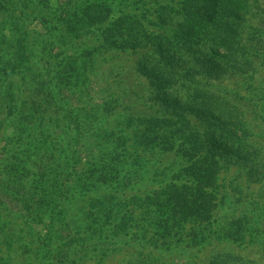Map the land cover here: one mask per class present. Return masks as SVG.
Masks as SVG:
<instances>
[{"label": "trees", "instance_id": "trees-1", "mask_svg": "<svg viewBox=\"0 0 264 264\" xmlns=\"http://www.w3.org/2000/svg\"><path fill=\"white\" fill-rule=\"evenodd\" d=\"M0 13V124L7 127L18 120L20 124H12L11 130L18 131L15 144L22 148V157L15 152L13 159L11 154L4 158L9 156L3 173L7 177L0 178V238L12 244L26 229V233H35L33 226L43 216L48 227L43 235L35 233L40 243L50 251L53 242H58L55 249L61 253L60 264H76L77 260V264H84L89 247L73 261L69 260L71 252L65 253L68 249L62 247L68 241L71 246L85 240L84 235L74 241L68 236L69 230H59L55 225L73 218L74 194L90 190L98 182L95 188L106 184L117 192L122 189L124 195L128 186L132 188L134 176L125 171L126 164L139 160L144 171L149 170L150 163H157L152 177L166 189L146 190L144 198L139 197L137 211L128 208L115 214L120 217L113 216V205L109 203L101 204L95 215L100 213L97 218L103 225L107 219L109 223L118 220L121 226L117 231L131 219L141 233L148 222L150 227L156 225L155 234L142 239L148 253L163 255L164 249L172 250L176 244L178 249L192 248L193 244L180 246L178 241L185 232L202 234L205 224L211 221L218 203L215 199L219 188L213 179L221 169L217 156L222 153L225 158L246 163L260 153L254 144L246 143L248 124L242 112L243 106L252 105L250 97L264 101V88L247 87L246 99L240 89L231 90L213 82L229 74L252 75V58L256 55L250 54L243 43L248 26L242 8L234 0H65L61 6L47 0H0ZM32 21H38L46 30L45 34L33 29L31 32L37 37L33 45L39 43L44 50L45 55L39 59L31 43L19 49L30 36L27 25ZM4 28L9 30L8 36ZM81 35L84 37L76 42ZM256 37H264V32L254 28L248 38ZM54 44L62 48L61 55L52 51ZM103 54L114 63L120 57L133 63L132 72H112L115 82L127 81V73L131 78L134 74L143 78L135 82L147 92L148 97L140 105L143 110L138 111L131 96L116 91L97 106L98 113L88 108L85 98L80 103L86 106H72L67 91L73 87L81 91L90 82V75L95 73L88 72L87 64L98 63V56ZM262 55L264 65V52ZM17 73L30 81L32 88L31 98L24 103L25 112L19 103L21 91L14 90L11 81ZM112 114L120 119L111 128L113 121L109 122L108 117ZM23 119L31 126H22ZM42 126L45 130L39 136L33 135L34 129ZM69 133L72 138H68ZM96 134L100 140L92 164L99 180L89 176L83 181L84 177L77 174L81 154L77 145ZM87 147L86 157H93L91 144ZM138 150L150 155L138 156ZM39 192L41 198L37 200ZM15 203L19 204L17 209ZM118 204L124 206L126 202L118 199ZM85 212L92 217L93 212ZM8 216L23 219L26 229L10 233L6 230ZM248 219L245 212L234 221L233 240L241 239L248 230ZM98 228L103 232L100 225ZM101 238L107 239L108 235ZM116 241L109 242L117 247ZM213 264L229 263L219 260Z\"/></svg>", "mask_w": 264, "mask_h": 264}, {"label": "rangeland", "instance_id": "rangeland-1", "mask_svg": "<svg viewBox=\"0 0 264 264\" xmlns=\"http://www.w3.org/2000/svg\"><path fill=\"white\" fill-rule=\"evenodd\" d=\"M64 1L47 0L51 5L57 6H61ZM234 4L242 8L247 17L248 28L246 29L247 31L244 32L243 43L249 48L250 54L256 55V57L252 58L254 71L252 70V75H249V73L245 75H225L222 79H216L213 80V82L216 85L219 84L224 88L231 90L240 89L241 95L248 99L249 93L246 89L247 87L251 85L258 87L260 85L264 88V65L261 61V58L263 57L262 53L264 52V37H256V39L248 38L249 34L254 32V28L264 32V0H234ZM150 5H153V3ZM32 29L42 34L46 33V30L38 21H32L27 25V32H29L30 36L24 43H20L19 49H23L25 43V47H27V42H29L31 43L30 47H34L35 53L38 56L36 59H39L45 54L44 50L39 46V43L37 46L36 43L33 45L35 38L37 37H33L36 34L31 33ZM4 31L8 36L9 30L4 28ZM88 35L91 34L87 33V36ZM82 37L84 36L81 35L80 37L75 38V41L80 42ZM40 41L41 40L39 39V42ZM59 47L58 44H54L52 51L55 54L60 53L61 55L60 50L62 53L63 50L62 48L59 49ZM105 57L104 54L98 56V60L96 61L99 62L93 66L87 64L88 72L95 74L90 75V82H87L85 86H82L81 91H75L77 90L76 87L70 88L71 91L68 90L69 92L67 91V94L71 97L70 101L72 106H77V104L80 106H86L84 102L80 103V101H83L85 98L84 100H86L89 105L88 108H91V111L94 113H98L96 112L97 106L101 104L103 100L114 96L116 91L120 94L124 92L128 97L131 96V100L137 103L138 111L140 112V110H143L142 108L144 107L140 105H142L148 97L147 92L145 89L142 90L139 88L141 85H135L137 80L143 81V78L135 74L131 78L127 73V81L115 82L113 76L114 73L112 72L117 69H126L128 72H132L133 63H131L130 59L126 57H120L115 63L114 61L109 60L110 57ZM12 76L11 81L15 86L14 90L17 89L21 91L22 99L19 103L24 108L23 112H25L27 109L25 108L24 103L25 101L28 102V99L31 98V95L29 94L31 92L30 89H32L29 83L30 81H24L23 78H20L18 73ZM250 98L252 105L248 104L243 106L244 111L242 112V115L246 118L245 121L247 120L246 122L248 124L247 135H244V132L242 131H237V133L240 136L244 135L248 141L246 143L254 144V147H257L260 150V153L255 160H248L246 163L239 161L234 157L225 158L222 153L217 156L220 161L221 169L213 179L216 181L215 183H217L216 185L219 188L218 195H216L215 199L216 203H218L213 209L211 221L206 223L207 227L205 224V229L202 231V234L192 236L191 232L190 235H188V232H185L182 235V239L180 237L178 241L180 246L187 243L193 244L191 245L192 248L182 247L181 249H178L176 244L175 248L173 247L172 250L164 249V253H161L163 255L148 253L142 239L144 237L148 238L149 235H152V232L155 234L158 230L156 225L150 227L148 222L147 226L145 224L146 229L141 233L142 231L138 230V227H135L131 222V219V221H128L126 227L117 231L121 226L120 224L117 225L118 220L114 219L113 222L109 223L107 219V223L103 225V221H100L97 218V215L100 213H96L95 215V210L98 209L101 204L106 206L111 203L114 209L113 216L120 217L115 214L128 208L133 209L134 211L139 209L137 202H141L139 197L143 199L146 190L147 192L151 188L159 190L160 187L166 189L161 181L152 177L153 165L155 166L157 164L156 162L150 163L149 170L144 171L141 168V163L138 162L139 160H135L134 163L132 160H129L126 164L125 171H130L134 175L130 181L132 188L128 186L123 195L122 189L117 192L114 188L112 190L108 188L106 184H101L99 189L95 188L96 185H99L98 182L93 185L90 190H86L78 195L74 194L75 199L72 203L75 207L71 212L73 218L71 220L65 219V222L61 221L55 225L59 230H69L70 235L68 236L73 237L74 241L84 235L85 240L75 242L71 246L67 245L71 242L68 241L65 246H62L65 249H68L65 253L71 252L69 260H77L79 256L83 255L81 252L89 247L86 252L88 258L86 257L84 259V264H213L219 260L229 264H264V101L261 99L259 100L256 97ZM0 113H2L1 107ZM119 119L120 117H115L114 114H112L111 117H108L109 122L113 121V123H111V128L118 123ZM17 123H19L18 120H13V122L9 123L10 125L7 127L0 124V178L1 176L2 178L7 177L3 173L6 172V167L4 166L5 163H7L6 160H9V156H7V159H4L5 156L11 154L10 160L14 158L13 154H15V152L18 156H21V154L19 155V152L22 148L17 147L18 145L15 144V142L18 143L16 141L18 131L11 130L12 124L17 125ZM25 124L29 125V123L23 119L21 125L25 126ZM42 130H45L44 126L37 131L34 129L33 135L39 136ZM20 133L22 135L23 132ZM67 136L68 138L73 137L71 133ZM98 140L100 139L98 134H96L92 135L87 142H84L83 140L78 142L77 146L81 149V154L80 162L76 167L77 174L82 178L84 177L83 181H87L86 179L89 176H91L94 181L99 180L97 169L95 165L92 164L94 156H97ZM90 144L94 155L93 157H86V154H89V152L86 151L88 149L87 145ZM23 145L24 144H22V146ZM25 147L26 146L24 145L23 148L25 149ZM145 154L150 155L146 150H138V156H145ZM148 176H151L152 178H149ZM214 184L213 186H215ZM25 186L28 187L27 184H25ZM30 189L33 188L30 187ZM34 190L36 189L34 188ZM17 194L21 195L20 193ZM116 195L121 197L118 196V198L114 199V196ZM99 197L101 200L96 201ZM40 198L41 193L39 192L37 200H40ZM118 199H122V202H126V204L124 206L118 204ZM18 205V203H15L13 206L17 209ZM85 210L93 212L92 217L87 216ZM245 212L249 217L247 225L248 230L243 233L241 239L235 241L233 240L234 235H231L236 226L234 221L238 220ZM44 220L45 219H43L42 216L33 226L36 232L40 235H43L48 227ZM22 221L23 219L18 221L13 219V217L8 216L6 230L15 234V232L21 227L26 229L25 225L22 224ZM99 225L102 227L101 230H103V232L97 231L100 229L98 228ZM26 231L21 234V239H18V237L15 236L16 238L12 244H8L3 241V238H0V241L3 242V244H0V264H48L50 261H58L57 264H60L59 256L61 253H56L55 249L58 242H53L54 244L49 251L47 245H42L40 243V238L35 234L36 232L33 233L32 231L31 233L28 231V233H26ZM103 234L104 236L105 234L108 235V238L102 239L101 235L103 236ZM98 235L100 236V239ZM111 235H114V238ZM110 240H117L116 242H118V246L113 247L109 242ZM126 241L128 244L125 243ZM92 252H95L98 257H94V253ZM98 259L99 261H97Z\"/></svg>", "mask_w": 264, "mask_h": 264}]
</instances>
